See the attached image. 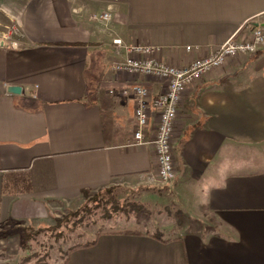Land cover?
Listing matches in <instances>:
<instances>
[{"label": "crops", "instance_id": "1", "mask_svg": "<svg viewBox=\"0 0 264 264\" xmlns=\"http://www.w3.org/2000/svg\"><path fill=\"white\" fill-rule=\"evenodd\" d=\"M108 10L110 22L91 19ZM255 28L264 31V0H31L20 47L0 43V226L42 219L83 192L169 186L189 209L185 234L105 235L67 264H264V47L182 96L167 184L150 182L155 153L133 144L134 97L122 93L164 85L112 69L124 58L114 39L182 67Z\"/></svg>", "mask_w": 264, "mask_h": 264}, {"label": "built area", "instance_id": "2", "mask_svg": "<svg viewBox=\"0 0 264 264\" xmlns=\"http://www.w3.org/2000/svg\"><path fill=\"white\" fill-rule=\"evenodd\" d=\"M91 19L108 23L112 19V14L108 10L99 15H92ZM7 44L13 49L21 45L15 40H10ZM112 45L116 55L124 56L113 66V71L132 78L156 80L164 85L156 96L139 84H133L122 93L127 95L130 92L134 97L133 144L139 147L151 146L155 153L156 172L149 178L150 182L167 184L175 178L172 143L182 96L188 88L209 73L220 69L230 59L248 57L264 47V31L255 28L250 36L243 40H235L232 37L211 54L194 58L189 65L182 67L157 60L155 58L157 49L149 45H127L121 39H114ZM186 51L191 52L192 48L187 47ZM153 119L156 120L154 133L151 137H146V130Z\"/></svg>", "mask_w": 264, "mask_h": 264}, {"label": "rangeland", "instance_id": "3", "mask_svg": "<svg viewBox=\"0 0 264 264\" xmlns=\"http://www.w3.org/2000/svg\"><path fill=\"white\" fill-rule=\"evenodd\" d=\"M30 1L0 0V43L9 46L7 43L10 40H19L21 20ZM116 195L124 211L111 212L110 220L108 221L104 220L107 214H105V211L101 212L102 208L93 210V205L82 197L67 203L51 204L49 214L42 219L1 225L0 264H20L21 258L25 256V252L22 253L20 250L19 233L15 230V226L19 224L21 226L41 228L63 223L65 227L61 228L62 232L69 237L63 240L62 243L58 242L56 246L63 251L68 250L73 245H83L87 241L92 240L98 230L113 232L139 231L150 235L159 230L163 233L162 237L165 240L174 239L186 233L177 230V227L180 224L189 225L191 221L189 209L186 208V211L184 210L185 207H180L169 186L140 185L138 187V185H134L131 188L119 187L118 189L116 188ZM85 206L93 212L85 214L83 211ZM136 207L142 208L139 210L135 209ZM66 218H68L67 222L64 223ZM82 219L86 220V226H79L75 223L77 220ZM72 228L73 230H71ZM70 231L73 232L70 233ZM44 237L37 238L38 245L48 243ZM32 247L34 248V246ZM59 255L57 253L54 257H51L49 264H59Z\"/></svg>", "mask_w": 264, "mask_h": 264}, {"label": "trees", "instance_id": "4", "mask_svg": "<svg viewBox=\"0 0 264 264\" xmlns=\"http://www.w3.org/2000/svg\"><path fill=\"white\" fill-rule=\"evenodd\" d=\"M82 197L85 199V201L90 202L91 205H93V208H94L93 210H98L99 208H102L101 212H104V211L106 212L105 214H107V217L106 219H104L105 221L110 220L109 218H110L111 212L124 211L123 206L120 204V201L117 198L115 187H108L96 193L83 192ZM140 208L142 207H136L135 209L140 210ZM83 211L85 214L86 213L91 214L93 212L87 206L83 208ZM67 219L68 218H66L64 223L67 222ZM83 219L77 220V222L75 223L78 224L79 226L81 225L86 226L87 225L85 224L86 220H83ZM11 223L12 222H9V224ZM62 227H65L63 226V223L57 224L56 226H48V227H41V228L40 227L35 228L32 226H21L20 224L15 226V230L19 233V236H20V250L22 253L25 252V256L21 258L20 264H49V260L51 259V257H54L55 254L57 253L60 254L59 264H67L69 261L70 255L73 252L79 249H86V248L95 246L97 243V240L100 237L105 236V235H130V236L147 235V236H151L152 238L156 240L164 241L162 237L163 233L159 230H157L153 235H150L148 233L147 234L141 233L139 231L113 232V231H107V230L105 231L98 230L97 233L95 234V237L92 240L87 241L83 245H80V244L73 245L68 250L63 251L59 247H56L58 242L62 243L63 240L69 237L67 234L62 232V229H61ZM71 230H73V228ZM71 232L73 231H70V233ZM42 236H45L44 238L47 239L48 243L47 244L43 243V244L38 245L37 238L42 237ZM32 246H34V248Z\"/></svg>", "mask_w": 264, "mask_h": 264}, {"label": "water", "instance_id": "5", "mask_svg": "<svg viewBox=\"0 0 264 264\" xmlns=\"http://www.w3.org/2000/svg\"><path fill=\"white\" fill-rule=\"evenodd\" d=\"M20 91H21V89H20L19 87H10V88L8 89V92H9L10 94H19Z\"/></svg>", "mask_w": 264, "mask_h": 264}]
</instances>
